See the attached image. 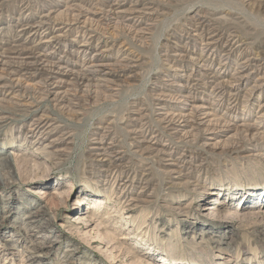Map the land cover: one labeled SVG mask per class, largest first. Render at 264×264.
Segmentation results:
<instances>
[{
	"label": "rangeland",
	"instance_id": "obj_1",
	"mask_svg": "<svg viewBox=\"0 0 264 264\" xmlns=\"http://www.w3.org/2000/svg\"><path fill=\"white\" fill-rule=\"evenodd\" d=\"M49 1L0 0V53L30 48L31 56L40 47L45 53L52 51L49 61L62 58L78 70L84 58L80 45L91 35L86 55L101 53L113 71L110 78L118 91L112 98L111 91L83 94L80 90L76 98L71 97L78 106L69 112L56 108L51 101H41L35 90L24 88L25 81L19 90L0 92V98L18 93L28 100L25 107L12 111L0 103V162H8L0 169V264H264V135L246 133L240 125L242 121H255L259 114L255 107L264 103L262 3ZM51 3L56 6L50 13L49 28L45 25L21 31L27 22L38 24L50 11ZM71 3L98 13L92 16L95 21L90 23L89 36H80L82 24L63 28L73 19L67 10ZM132 8L138 12L132 13ZM115 9V23L102 22L106 21L102 15ZM196 14L209 18V28L215 27L222 34L216 42L217 54L230 48L229 73L241 59L247 60V71L253 73L232 112L235 122L207 145H203L201 136L169 137L155 111L156 99L169 102L183 94L170 84L169 80H175L172 77L199 69L194 60L187 59L195 58L199 53L195 49L201 46L192 36ZM132 16L138 17V25L129 21ZM144 23H150V27ZM143 26L149 30L144 37L131 29ZM53 33L58 36L52 46L45 44ZM177 35L184 36L182 44L186 36L198 44L185 53L186 59L174 55ZM20 51L12 54V61L21 60L25 54ZM126 58L136 66L122 68ZM218 64L212 62L208 75L226 70H217ZM254 82L263 84V90L247 102ZM65 86L72 93L78 90L75 82H66ZM202 96L204 104L212 103L213 95ZM227 104L224 101L219 105L218 116ZM140 110L147 115L144 121L150 129L161 136L155 147L168 139L173 161L179 164L178 174L171 172L159 155L135 148L131 117ZM45 113L52 127L47 139L39 141L30 134L28 125ZM225 124L216 125L217 130ZM101 128H109L110 138L121 151L123 158L118 165H104L91 150ZM39 189L45 193L39 194ZM124 235L129 238L123 239ZM168 246L172 250L163 255Z\"/></svg>",
	"mask_w": 264,
	"mask_h": 264
},
{
	"label": "bare ground",
	"instance_id": "obj_2",
	"mask_svg": "<svg viewBox=\"0 0 264 264\" xmlns=\"http://www.w3.org/2000/svg\"><path fill=\"white\" fill-rule=\"evenodd\" d=\"M45 1L51 2L49 0H45ZM71 1L72 0L68 1V3H70ZM259 1L262 3V6L264 7V0H259ZM260 2L258 4H260ZM72 4L73 3H71V5L69 4L71 7L70 8L68 7L67 10L69 11V14H72L73 19H71L69 23H65V26L63 28L67 27L68 25L74 26L75 24H79V25L82 24L81 26L83 30H81V32L83 34L82 35L80 34V36H84V35L85 37L89 36L90 30H91L90 26L92 25L90 23L91 21H95V18L93 17H95L96 14L98 13L87 10V9L85 10L84 8L79 9V5H76V4L72 5ZM55 6L56 5H52V3L51 5H49V8L51 7V9H48V10L50 11L46 15H43L42 20L40 19L38 21V24H31L30 22H27V23L24 22L25 24L21 26L22 27L21 31L26 30V28L29 29V28L37 27L39 29L41 27H44L45 25H47V27L49 28L48 26L49 20H52L50 18L51 16L50 13H53L55 11L54 9ZM132 9L133 10L130 9L132 13L138 12L134 10V8ZM117 13H118V10H116L115 12L111 10L109 14H103L102 18L106 21H102V22L107 23V25L114 24L115 22H112V21L115 20L116 16H114V14L117 15ZM204 16L196 14V18L194 17L195 18L194 22L191 24V26L193 27L192 36H195L197 40L198 39L200 40V43H199V45H201L200 48L195 49V52L199 51V53H197V56L195 58L187 57L189 61L194 60L195 64L198 66L199 69L192 70L191 72L186 73L185 75L172 77V79H175V80H172V81L169 80L170 84L171 85L173 84L174 87H176L178 91L179 90L180 92L183 91V94H178L176 98H173L174 100H171L169 102L165 98L156 99L157 101L155 100L156 101L155 111H157L156 114L160 116L159 122L162 123L163 128L168 131L169 137L173 136V137L180 138L179 136H183V137L201 136V140L202 139L204 140L203 145H207L208 141L212 140L217 134H220L221 132H225V130L228 127H230L229 125L235 122L234 121L235 118L234 116H232V112L236 111L235 104L237 100L239 99V96L241 95L240 91L242 90L244 86H246L250 82L253 73H251L250 71L249 73L247 71L249 69V64L247 63V60L245 59L244 60L241 59L240 60L241 62L240 61L236 62L235 63L236 66H234L233 71L229 73L228 64L230 63L228 62L231 60L229 59L230 54H231L229 51L230 48L221 55L217 54L216 42L217 40L222 38V34H220L215 27L209 28V26H211L207 22L209 21L207 20L209 18H206ZM128 19L129 21L132 22L133 25H135L138 22L137 16H132V18L130 17ZM144 24L147 25V23H144ZM149 24L147 26H149ZM136 25H138V23ZM205 26H207L208 28ZM145 27L143 26L141 27V29L139 28L138 30L135 29V27L134 28L131 27V29L133 32L139 33L137 35H141L142 37H144L145 34H148L145 31V30H148V28L147 27L145 28ZM67 29H70V28H67ZM57 36L58 34L55 35L53 33V35L50 38L51 41L50 40L44 41L45 44L49 43L50 46H52L51 44L52 42H54ZM229 36H232V35H229ZM91 37L92 36L90 35L87 39L84 38L85 41H83V43H81L80 45V47H82V50H79V51H82L84 58L83 59L81 58L82 65H80V68L78 70H73L72 68H70L69 65L62 58L49 61L48 59L53 58L52 51L45 53L43 52L44 49H40V47L35 48V49H38V52L36 51L37 53L35 55L32 54L33 56L29 55V52L33 51L30 48H22V49L12 48L9 50L7 49L6 51H2L0 53V92L6 89H12V88H17L19 90V88L22 86L21 82L25 81L26 84L24 88L26 90L27 89L30 90V88H32L33 91L35 90V92L38 94L41 101H45V100L51 101V103L54 106H56V108L58 106L59 109L66 110L68 112L71 111L73 107L78 106L77 105L78 102L74 100H76L75 98L77 96L78 91L80 90H81L80 92L83 94H85L87 91H90L91 93H94L96 91L98 92V90L102 92L111 91L113 93H110V92L108 93H110V96H112V98L115 97L116 93H114V91L115 90L118 91V89L115 88L116 85L113 84V81L111 80L112 78H110L113 71L110 69L109 63L106 62L101 57L102 55L100 52H95L92 56L86 55L87 46H88V44L86 43L88 42L87 40H89ZM182 37L184 36L183 35L176 36L175 40L177 41V43H175V50L173 49L174 50L173 52L175 56H178L181 59H186V58H183L185 56V53L187 51L190 52V50H193L198 44L195 45L196 41L191 39V37H188V36L185 37L186 40L182 44L181 43L183 39ZM224 49H222V51H224ZM19 50H21L20 52H23L22 55L24 54L25 55L23 57L19 56L21 60H18V62L12 61L14 58L12 54H14L15 52H18ZM207 53H208V56L204 57L206 56ZM212 57H214L215 59L214 58L212 59ZM247 58L249 59V57ZM126 60L127 58L125 59V63L124 64L122 63L123 65L122 68L129 70L128 68L136 66L134 64H130L129 63L130 60L129 61H126ZM213 61L219 62L218 64L219 68L217 70H219L220 68H224L226 70L222 73H220V71H217V72H212L208 75V69L211 68V64ZM182 67H184V65H182ZM251 67L253 69V66ZM229 74L230 76L225 78V76ZM256 77H259V76H256ZM26 81H30V82H26ZM70 81L72 83L75 82V84H77L78 86V90L75 91L74 93H72V91L66 88L65 86V83L70 82ZM260 83H261V80H260ZM262 85L263 84L254 82L253 85H251L250 89L248 90L249 91L248 98H246L245 100H247L248 102L252 99V97H255V95H257L258 97L259 94L263 90ZM85 89H88V90H85ZM204 90L207 92H205ZM193 92H196V94H194ZM198 93L199 94L202 93L201 96H199ZM83 94L81 95L83 96ZM204 94L213 95L212 96L213 100L211 104L206 105L204 104V102L201 101L203 100L202 98H204L202 96ZM163 95H166V94L163 93ZM71 97H75L73 98L74 100L71 99ZM27 101H28L27 99H21V97L18 96V93H16L15 95H12L8 98H0V103H2V106L1 105L0 106L4 108L3 106L4 104L5 107L8 109H11V111L18 110V108L20 109V107L21 108L23 106L25 107V103ZM224 101L228 103L226 105V110L224 111L222 116H218V114H216L217 110L219 108V105H222ZM245 106H246V110H249L247 109L248 105H245ZM73 111L74 110H72V112ZM254 111L256 113L259 112V114L256 115L257 117L255 121L251 123L242 121L240 125L243 127V131L245 130L246 133L253 132L252 134H254V136L264 135V103L262 104L258 103ZM45 114L34 117L30 121V124L28 125L29 126L28 131L30 132V134L36 135L39 141L42 139H47V136L50 134V130L52 127V124L49 123V120H48L49 117L47 116V114L46 115ZM146 116L147 115H145L143 110L134 111V113L132 114L131 121L134 122L133 126L135 125V127L134 128L132 127L130 132L135 138L133 142V144L135 143L134 144L135 148L140 151H146L148 153H154L156 155H159L165 161L164 164L168 166V168L170 167L172 168L170 171L178 174L176 170L177 168H179L178 167L179 164L173 161L174 158L172 156V153L169 151V147H168L169 144L167 143L168 139L164 138L165 140L163 141L162 144H160L161 147L160 146L159 148L155 147L156 144L157 145L159 144L161 136L158 132L152 131L150 129V126L148 125V123L144 121ZM1 118L2 117L0 116V119ZM219 123H224V124L226 123L227 125L226 124L222 126L220 125L221 129L217 130L218 127H216V125H218ZM224 127H227V128H224ZM101 130H102L101 133H97L95 135L94 141H93L94 146L92 147L91 150L93 151L94 156H97V160L101 161L104 165L107 164L110 167L114 165H118L123 158L121 156V151H119L116 145H114L115 141H113V139L110 138L109 128L108 130L101 128ZM199 132H202L200 133L201 135L199 134ZM54 140L56 139L54 138ZM104 144H107V145H104ZM7 164L8 162L6 160H2L0 162V169L3 166H7ZM179 176L181 175L179 174ZM38 193L43 194L45 193V191L44 189H39ZM95 194H97V192ZM242 206L243 205H241V207ZM255 212L257 213L259 211H255ZM100 226L104 227V224ZM128 238H129V235H124L123 237V239H128ZM169 250L171 251L172 248L171 247L169 248L168 246L166 250L161 253L165 255L167 252H169ZM34 252H37V250H35ZM124 253L126 252H123V251L121 252V254H124ZM144 253L147 254L148 252H144ZM134 264L136 263L134 262Z\"/></svg>",
	"mask_w": 264,
	"mask_h": 264
}]
</instances>
